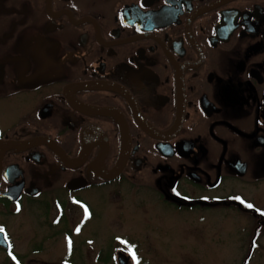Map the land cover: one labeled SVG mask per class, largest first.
Listing matches in <instances>:
<instances>
[{"label":"flooded vegetation","instance_id":"af4514ba","mask_svg":"<svg viewBox=\"0 0 264 264\" xmlns=\"http://www.w3.org/2000/svg\"><path fill=\"white\" fill-rule=\"evenodd\" d=\"M92 190L117 217L143 191L203 226L234 214L249 264L264 236V206L240 193L264 190V0H0V264H54L26 216L44 208L61 254Z\"/></svg>","mask_w":264,"mask_h":264},{"label":"rangeland","instance_id":"374dc122","mask_svg":"<svg viewBox=\"0 0 264 264\" xmlns=\"http://www.w3.org/2000/svg\"><path fill=\"white\" fill-rule=\"evenodd\" d=\"M240 193L247 200L255 198L264 206V190L260 194L247 190ZM141 194L137 200L131 197L127 204L130 209H123V217H117L103 190L81 193L79 196L89 203L88 217L83 218L81 225H75L81 218L79 210L68 212L71 225H62L66 240L65 251L61 254V241L60 244L53 243L54 234L60 231L53 227L43 228L44 208H34L33 215L26 216L27 223L39 239L42 234L50 233L47 248L54 253V264H62V254L67 264H115L112 254L117 249L131 255L130 264H241L246 254L241 248L245 239L237 233L236 215L225 213L224 219V212L208 211L203 226L198 222L197 212L176 211L156 200L149 191ZM142 200V209L133 205ZM37 243L31 240L27 247L35 248ZM258 243L259 252L254 253L249 264H264V236ZM90 252L95 253L94 258ZM46 258L51 259V256Z\"/></svg>","mask_w":264,"mask_h":264},{"label":"water","instance_id":"95a60500","mask_svg":"<svg viewBox=\"0 0 264 264\" xmlns=\"http://www.w3.org/2000/svg\"><path fill=\"white\" fill-rule=\"evenodd\" d=\"M103 177L109 179V178H111V177H113V176L108 177V176L106 175V176H103ZM118 263H119V264H127V258L124 257V256H122V255H120V256L118 257Z\"/></svg>","mask_w":264,"mask_h":264},{"label":"snow or ice","instance_id":"6c2138e0","mask_svg":"<svg viewBox=\"0 0 264 264\" xmlns=\"http://www.w3.org/2000/svg\"><path fill=\"white\" fill-rule=\"evenodd\" d=\"M248 207H252L251 205H248ZM4 231V229L2 227H0V233H2ZM77 231H79V229H77ZM5 239H7V237H5ZM69 247H71V241H69Z\"/></svg>","mask_w":264,"mask_h":264}]
</instances>
